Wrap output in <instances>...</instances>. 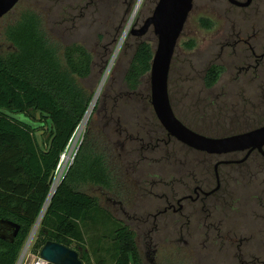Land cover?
Instances as JSON below:
<instances>
[{"label":"rangeland","instance_id":"rangeland-1","mask_svg":"<svg viewBox=\"0 0 264 264\" xmlns=\"http://www.w3.org/2000/svg\"><path fill=\"white\" fill-rule=\"evenodd\" d=\"M158 1H141L121 41L138 0H20L0 18V56L15 50L6 37V29L23 13L31 11L39 16L43 32L61 57L64 48L74 43L85 46L95 57L91 76L78 78V83L93 101L88 106V126L92 120L90 141L95 152L108 154L113 184L107 189L87 182L81 184L79 190L97 197L99 205L114 221L106 225L90 223L84 229V246L92 264H113L114 239L110 229L115 226H127L134 232L142 264H241L238 258L245 259L247 264H251L252 258L264 261V162L260 158L250 161L251 171L235 165L240 163L220 166L222 177L230 174L221 180L226 198L222 201L210 198L189 220L180 212L156 215L166 201L176 203L178 197L191 190L187 178L194 174L204 178L206 186L214 187L215 163L242 159L245 151L235 156L189 151L190 147L175 139L176 142L169 146L161 143L159 150L145 151L140 156L133 152L140 142L138 139L119 145L125 143V134L119 135L113 122L108 127L109 132L106 131L104 123L93 116L114 68H117L115 91L123 88L121 79L135 43L146 40L155 50L158 39L153 26L143 35H133L131 30L143 26ZM129 35L133 40L122 55L121 48ZM241 38L248 40L257 53L264 49V0H252L247 7L233 5L228 0H193L168 75L169 98L178 118L195 128L225 133L235 127L254 125L264 116V60L256 63L249 46ZM212 64L222 66L223 71L218 82L206 89L203 78ZM144 83L150 89L149 73ZM119 107L108 111V115L118 118ZM218 111L222 115L220 118L216 116ZM151 113L155 116L150 104V108L139 114L141 118H131L132 125L141 121L140 126L134 128V137L143 136L146 140L149 130L150 137L161 134L155 132ZM203 215L223 218L221 233L231 229L237 238L228 239L223 234L218 237L214 227L209 237L204 235L206 225L198 222V217ZM215 224L219 226L217 220ZM188 230L192 237L185 235ZM36 236L37 231L24 264L37 257L31 252ZM70 246L75 248L76 242Z\"/></svg>","mask_w":264,"mask_h":264},{"label":"trees","instance_id":"trees-1","mask_svg":"<svg viewBox=\"0 0 264 264\" xmlns=\"http://www.w3.org/2000/svg\"><path fill=\"white\" fill-rule=\"evenodd\" d=\"M5 34L15 50L0 56V221L12 222L19 229L12 240L0 237V264H16L46 200L59 155L91 101L78 78L91 76L95 57L85 46L74 43L64 48L62 58L43 32L39 16L31 11L23 13ZM132 40L129 35L121 48L122 55ZM152 58V45L146 40L137 41L121 79L123 88L115 91L117 68H114L93 111V116L104 123L106 131L109 132L108 127L113 122L118 134H125V143L119 145L138 139L140 142L133 152L140 156L145 151L159 150L161 143L169 146V143L176 142L152 113L155 132L161 134L153 138L150 130L146 131V140L143 136L133 135L134 128L140 126L141 121L134 126L131 118H141V111L150 108V89L144 78L150 71ZM222 71L218 64L208 67L203 78L204 87L212 88ZM141 105L143 108L139 109ZM116 106H120V116L114 119L107 112H112ZM216 116L220 118L222 115L218 111ZM179 119L207 136L241 133L264 124L262 116L247 128L235 127L218 133L204 130V127L195 128ZM91 123L73 165L46 207L32 244L33 254L37 255L47 240L69 247L76 242L73 249L79 252L83 263L92 264L84 246V229L90 223L106 225L114 221L111 214L99 205L97 197L79 190V186L87 182L107 189L113 184L108 154L95 152L92 147ZM258 158L264 162V157L254 151L235 165L251 171L250 161L255 162ZM115 227L110 229L114 239L113 264H142L134 232L127 226ZM14 229L0 222V233L11 237ZM36 264L50 263L38 260Z\"/></svg>","mask_w":264,"mask_h":264},{"label":"water","instance_id":"water-1","mask_svg":"<svg viewBox=\"0 0 264 264\" xmlns=\"http://www.w3.org/2000/svg\"><path fill=\"white\" fill-rule=\"evenodd\" d=\"M20 0H0V18L9 13ZM239 7H247L252 0H228ZM193 7V0H159L140 29H132L133 35H143L153 26L157 35V46L153 51L150 78V104L160 125L168 136L194 150L208 154H226L245 151L247 158L256 150L264 157V124L251 130L222 137L201 134L186 126L175 115L168 92V75L172 58L183 32L184 25ZM243 159V160H244ZM218 166V163L215 167ZM14 227L11 237L0 233L2 239L12 240L18 233V225L1 220ZM38 257L50 264H84L79 252L53 240H47ZM34 263V261H33Z\"/></svg>","mask_w":264,"mask_h":264},{"label":"flooded vegetation","instance_id":"flooded-vegetation-1","mask_svg":"<svg viewBox=\"0 0 264 264\" xmlns=\"http://www.w3.org/2000/svg\"><path fill=\"white\" fill-rule=\"evenodd\" d=\"M241 41H244L250 48L251 51V55L254 57L255 62L256 63H260L261 61L264 60V49L260 52L257 53L253 46L249 43L248 40L242 39ZM256 151V150H254ZM252 151V152H254ZM251 152V153H252ZM258 152V151H257ZM237 153H241V151H236V152H231L228 154H231L233 156H235ZM250 153V154H251ZM259 153V152H258ZM249 154V156H250ZM246 155V152H245ZM248 156V157H249ZM247 157V158H248ZM247 158L244 159V157L242 159H233V160H218L215 165L218 163V166L215 167L214 165V177H215V181L216 184L214 187H211L209 185H205V179L204 178H197L194 176L193 177H189L187 178V185L188 187L190 186L191 190H189L188 192H186L185 194H183L181 197H178L176 199V203H174V201H166V205L163 207V209L159 210L156 215L159 214H166L168 212H172L174 214L180 212L183 215H185L187 217V219L189 220L190 217L195 216L197 213H199V208H202L205 204H207V202L210 200V198H214L216 199V201H222V199L226 198L227 194L222 192L221 190V180H223V178L225 176H229L228 174H225V176L222 174H220L219 172V167L225 164H229V163H241L244 160H246ZM244 159V160H243ZM188 176H190V174H188ZM204 181V183H203ZM219 222V226L216 227L215 225V221ZM223 221V218L218 219L217 216L215 215H203L198 217V222L199 223H204L206 225V228L204 229V231L202 232L204 235L206 236H210V229L214 227V230L216 231L218 237L223 234L226 235V237H228V239H236L237 234L236 233H231L230 230L231 229H226L227 232H222L221 233V229H222V224L221 222ZM185 235H187V237H192V232L191 231H187L185 233ZM241 262V264H247V261H245V259H241L238 258ZM251 264H264V261L262 260L261 262L257 259L252 258L251 260Z\"/></svg>","mask_w":264,"mask_h":264},{"label":"built area","instance_id":"built-area-1","mask_svg":"<svg viewBox=\"0 0 264 264\" xmlns=\"http://www.w3.org/2000/svg\"><path fill=\"white\" fill-rule=\"evenodd\" d=\"M93 102V101H91ZM89 117H90V112L89 109L87 108L86 112L84 113L82 119L80 120V122L78 123V125L76 126V128L74 129L71 137L69 138L65 148L63 149V151L60 153L59 155V159L57 162V165L51 175V179H50V187H49V191L46 197V200L44 202V205L40 211V213L38 214L35 223L32 226V229L29 233V236L27 237L22 251L20 253V256L16 262V264H24V260L27 258V255L30 256L29 253V248L30 245L32 243L33 237L35 232L37 231V228L39 227V224L43 218L44 212L46 210L47 205L49 204L53 194L55 193V191L57 190L58 186L61 184V182L64 180V178L66 177L70 167L73 165L76 155L84 141L86 132H87V128H88V121H89ZM38 260H42L38 257L31 259V261L28 264H36ZM34 261V263H33ZM44 261V260H42ZM46 262V261H45Z\"/></svg>","mask_w":264,"mask_h":264},{"label":"bare ground","instance_id":"bare-ground-1","mask_svg":"<svg viewBox=\"0 0 264 264\" xmlns=\"http://www.w3.org/2000/svg\"><path fill=\"white\" fill-rule=\"evenodd\" d=\"M141 1H142V0H138V3H137V5H136V8H135V10L133 11V13H132V15H131V17H130V21H129V23H128V26H127L126 29L124 30V33H123L122 38H121V41H123L124 38L126 37V35H127V31L129 30V26L131 25V23H132V21H133V19H134V17H135V14H136L137 8L140 6ZM111 64H112V62L110 63L109 68L111 67ZM107 71H108V70H107ZM106 75H107V74H106ZM106 75H105V77H106ZM105 77H104V79H103V81H102V83H101V86H100L98 92L100 91V89H101V87H102V85H103V82H104V80H105ZM97 94H98V93H97ZM95 98H96V97H95ZM94 101H95V100H94ZM92 106H93V105H91V107H92Z\"/></svg>","mask_w":264,"mask_h":264}]
</instances>
